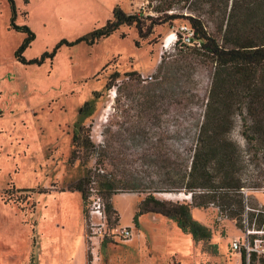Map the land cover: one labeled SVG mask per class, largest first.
Masks as SVG:
<instances>
[{
  "label": "rangeland",
  "instance_id": "374dc122",
  "mask_svg": "<svg viewBox=\"0 0 264 264\" xmlns=\"http://www.w3.org/2000/svg\"><path fill=\"white\" fill-rule=\"evenodd\" d=\"M164 1L172 2L168 13L179 18L156 26L147 40L140 41L133 27H121L91 46L68 45L103 26L115 8L155 16L167 6ZM13 2L14 25L29 28L34 36L22 57H48L40 65L15 59L27 34L13 30L9 4L0 0V264H92L95 258L96 264H240L231 244L242 237L244 227L238 229L215 207L191 209L193 221L210 229L208 241L194 242L163 217L144 215L138 218V230L132 226L136 207L148 193L159 200L189 202L182 177L195 148L214 66L193 47L195 42L185 41L181 29L189 27L184 19L190 15L188 4ZM114 72L119 77L106 91ZM95 91L102 95L94 98ZM86 102L89 110L80 112ZM248 126V120L236 117L228 138L251 159L240 174L246 205L249 211L264 210V143L244 138L256 136ZM80 127L92 146L73 143ZM88 172L91 180L104 175L110 181L113 213H107L95 182L88 186L85 203L68 190ZM43 190L47 193H39ZM97 201L102 217L94 214ZM125 228L132 232L128 240L118 234ZM251 264L264 260L254 257Z\"/></svg>",
  "mask_w": 264,
  "mask_h": 264
},
{
  "label": "trees",
  "instance_id": "16d2710c",
  "mask_svg": "<svg viewBox=\"0 0 264 264\" xmlns=\"http://www.w3.org/2000/svg\"><path fill=\"white\" fill-rule=\"evenodd\" d=\"M6 1L11 11V27L19 33L27 34V38L14 53L15 59L23 65H40L48 55L30 61L22 57L34 36L29 28L14 25V2ZM173 1L188 4L190 15H186L184 19L193 33V47L197 46V52L214 66L210 94L188 171L182 177V188L189 196V202L159 200L148 193L138 203L132 224L138 230V218L150 213L173 222L182 233L190 235L194 242L208 241L211 238L210 229L193 221L191 209L215 207L220 210L224 219L233 221L238 229L243 226V221L247 220L249 227L264 230V210H246L247 196L242 192L246 186L240 174L251 159H245L243 151L228 138L235 118L240 116L245 123L246 120L249 121L247 128L254 129L256 134L253 139L246 134L243 135L244 138L264 143V0ZM165 5L167 6L164 9L155 11V16L145 17L136 13L127 14L115 8L111 19L103 26L68 45L85 43L91 46L110 37L121 27H133L140 41L147 40L156 26L171 23L179 18L173 13H168L173 7L172 2ZM205 17L211 27L204 21ZM135 46L138 47V41H135ZM53 54L54 52L49 58H52ZM118 77L116 72L111 74L104 89L110 90ZM101 95L100 92H93L94 98ZM89 106L86 102L80 112L88 111ZM81 132L80 127L78 133L73 135L75 146H92L89 136ZM92 182L99 188L98 196L103 201L107 213H113L110 200L115 193L104 175H98V179L94 181L88 172L68 190L79 193L85 203L90 196L88 186ZM241 264H244L243 254Z\"/></svg>",
  "mask_w": 264,
  "mask_h": 264
},
{
  "label": "built area",
  "instance_id": "2783aa9c",
  "mask_svg": "<svg viewBox=\"0 0 264 264\" xmlns=\"http://www.w3.org/2000/svg\"><path fill=\"white\" fill-rule=\"evenodd\" d=\"M185 34V41L188 44L193 43L192 41V31L189 27H182L181 29ZM150 79V78H149ZM245 196L246 191L242 190ZM246 210H249L246 208ZM94 214L98 217H102V208L101 204L97 201ZM244 230L242 232V237L239 239L237 238L231 244L232 249L241 256L244 255V264H251L252 259L255 257L257 259L264 260V239L261 237L264 235V230H257L253 227H249L247 220L243 221ZM105 224H102V228ZM131 229L125 228L118 232L119 237L124 240H128L131 237ZM92 264H96V258L92 261Z\"/></svg>",
  "mask_w": 264,
  "mask_h": 264
},
{
  "label": "crops",
  "instance_id": "0c3cea01",
  "mask_svg": "<svg viewBox=\"0 0 264 264\" xmlns=\"http://www.w3.org/2000/svg\"><path fill=\"white\" fill-rule=\"evenodd\" d=\"M145 215H151L155 220H161V219H159V217H161V216H158V215H154V214H145ZM144 216V215H143ZM169 221V220H168ZM139 222V221H138ZM171 222V221H170ZM173 223V222H172ZM132 226H133V224H132ZM134 227V226H133ZM178 229V228H177ZM179 230V229H178ZM176 234V233H175ZM143 237H145V235H143V234H141ZM146 238V237H145ZM150 242H151V240H150ZM237 256H238V261L240 262V264H241V256L239 255V254H237ZM182 264H199V263H194V262H188V261H185V262H182Z\"/></svg>",
  "mask_w": 264,
  "mask_h": 264
},
{
  "label": "bare ground",
  "instance_id": "6f19581e",
  "mask_svg": "<svg viewBox=\"0 0 264 264\" xmlns=\"http://www.w3.org/2000/svg\"><path fill=\"white\" fill-rule=\"evenodd\" d=\"M161 196H163V195H161ZM165 197H168V198H174V196L173 195H164Z\"/></svg>",
  "mask_w": 264,
  "mask_h": 264
}]
</instances>
